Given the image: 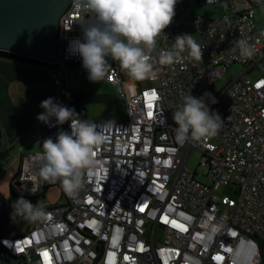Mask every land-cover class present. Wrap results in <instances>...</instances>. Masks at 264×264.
<instances>
[{"label":"built area","instance_id":"built-area-1","mask_svg":"<svg viewBox=\"0 0 264 264\" xmlns=\"http://www.w3.org/2000/svg\"><path fill=\"white\" fill-rule=\"evenodd\" d=\"M189 1L178 0L173 22L164 30L167 40L157 38L150 78L131 80L119 62L108 58L105 80L124 97L128 115L125 120H100L77 112L80 119L102 125L105 136L96 150V167L78 191L68 195L59 181H44L42 151L23 154L20 149L12 193L32 197L58 185L63 202L47 206L46 216L25 233L0 235V264L9 254L24 264H262L264 38L255 7L264 0H196L219 4L224 14L214 18L190 11ZM93 20L94 13L77 9L73 0L59 19L57 59L52 60L56 67L50 71L65 91L60 104L68 108L73 92L69 71L88 79L72 42H83L81 25ZM183 34H192L201 45L202 60L184 53L180 64H160L159 51L171 49ZM240 39L253 46L252 58L241 57ZM235 63L243 69L216 89ZM206 93L216 101L205 98L223 120L220 130L210 139L178 143L173 113L183 97ZM70 123L56 125L52 118L46 124L48 137L71 133ZM195 150L201 152L209 183L188 166ZM7 160L0 161V177L11 169L5 167ZM3 204L0 194V221Z\"/></svg>","mask_w":264,"mask_h":264},{"label":"clouds","instance_id":"clouds-1","mask_svg":"<svg viewBox=\"0 0 264 264\" xmlns=\"http://www.w3.org/2000/svg\"><path fill=\"white\" fill-rule=\"evenodd\" d=\"M178 0H73L77 9L94 13L91 23L82 24L83 42L75 40L72 46L82 58V67L88 80L101 83L108 77L111 65L108 58L117 61L121 70L134 81L150 78L154 72L151 53L157 49V38L167 37L164 30L175 17ZM241 57L252 58L253 46L246 40L237 41ZM184 53L195 61H201L203 49L192 34L175 37L172 48L161 49L158 62L163 65L180 64ZM49 70V69H48ZM205 98L215 103L210 94L195 98L183 97V105L173 113L175 139L183 144L187 140H206L217 135L223 120L210 111ZM44 112L38 121L49 124L55 118L56 125L70 121L71 133L59 131L55 140L43 141L40 177L46 182L59 181L68 195L78 191L87 173L96 167L97 149L105 142L102 125L80 119L74 108H68L48 98L41 102ZM111 121L105 122V124ZM98 128L100 130H98ZM33 191V190H32ZM34 193V192H33ZM12 218L23 216L36 222L46 216L38 204L19 198L12 205Z\"/></svg>","mask_w":264,"mask_h":264},{"label":"rangeland","instance_id":"rangeland-1","mask_svg":"<svg viewBox=\"0 0 264 264\" xmlns=\"http://www.w3.org/2000/svg\"><path fill=\"white\" fill-rule=\"evenodd\" d=\"M187 7L190 11L210 18L219 17L224 14V10L219 4L207 6L201 5L196 0H190ZM255 11L256 24L264 38V1L255 7ZM36 69H41L40 78L36 74L30 76L29 81H14L9 86V95L13 101V105L24 109V112L28 113L33 120H38L37 116L44 112V109L40 106L42 101L53 98L54 102L60 104L64 99L65 92L60 87L58 77L53 72L41 67H36ZM242 69L243 66L239 63L231 65L215 85V88L220 89L226 85ZM69 89L70 91L81 90L88 94H108L116 97V100L113 102H86L83 106L88 118L100 120H125L127 118L128 109L124 97L121 96V93L115 86L108 83L105 79L101 83H93L79 76L76 70H71L69 71ZM45 126V123L40 122L32 127L24 135L23 144H29L32 141L33 144L31 145L42 143L47 137ZM17 145L20 146L21 143H17ZM11 154H13V158L5 162V167L11 166V169L0 177V194L4 199L1 209L0 234L8 236L25 233L34 223L26 220L23 216L12 218V205L19 198L12 193L10 183L14 172L19 168V159H16L17 155L13 151ZM200 157L201 152L195 150L190 157L188 166L197 172V177L201 181L209 183V179L205 176L206 167L200 164ZM43 190L44 193L41 192L38 195L24 199L30 201L33 205L38 204L43 209L57 202H63L60 186H48Z\"/></svg>","mask_w":264,"mask_h":264},{"label":"water","instance_id":"water-1","mask_svg":"<svg viewBox=\"0 0 264 264\" xmlns=\"http://www.w3.org/2000/svg\"><path fill=\"white\" fill-rule=\"evenodd\" d=\"M71 2L0 0V57L35 67L55 69L52 60L57 59L59 19ZM82 114L86 117V112ZM9 260L21 264L16 255L9 254L5 261Z\"/></svg>","mask_w":264,"mask_h":264},{"label":"trees","instance_id":"trees-1","mask_svg":"<svg viewBox=\"0 0 264 264\" xmlns=\"http://www.w3.org/2000/svg\"><path fill=\"white\" fill-rule=\"evenodd\" d=\"M38 75L40 78L41 71L33 70L31 65L24 64L21 62L5 59L0 57V124L3 126V119L5 117L6 109L9 107H14L12 104V99L9 95V86L14 81H29L30 76ZM73 95L86 96L88 98L87 103L90 102H113L116 97L108 94H88L81 90H74L71 97V108H74L76 112L85 111V107L81 105H74L72 103ZM4 134L1 127L0 136V161L8 156L9 147L6 146L3 141ZM44 193V192H43ZM264 243V241H262ZM262 246V264H264V248Z\"/></svg>","mask_w":264,"mask_h":264},{"label":"crops","instance_id":"crops-1","mask_svg":"<svg viewBox=\"0 0 264 264\" xmlns=\"http://www.w3.org/2000/svg\"><path fill=\"white\" fill-rule=\"evenodd\" d=\"M33 70L39 71L41 69H36L35 66H31ZM13 104V101H12ZM40 121L38 120H33L31 116L24 112V109H21L19 107H9L6 109L5 117L3 119V126L2 131H3V138L2 141L3 143L8 146L10 149L8 151V158L11 160L13 157L11 154L12 151L14 154L17 155L16 159H19V165L21 162V155L19 154L20 149H22L23 154L27 153H32V152H37V151H43L42 149V143L33 144L32 142H29V144H23V139L24 135L28 133L32 127L36 126L39 124ZM2 125V124H1ZM46 125V124H45ZM46 129V139L48 137V130L47 127L45 126ZM17 143H21V145H17ZM17 173V171L14 172L13 176ZM12 176V178H13ZM3 235V234H0ZM18 235V234H16ZM2 264H14L12 261H3Z\"/></svg>","mask_w":264,"mask_h":264},{"label":"flooded vegetation","instance_id":"flooded-vegetation-1","mask_svg":"<svg viewBox=\"0 0 264 264\" xmlns=\"http://www.w3.org/2000/svg\"><path fill=\"white\" fill-rule=\"evenodd\" d=\"M78 100V101H76ZM88 98L86 96H77V95H73V100L72 103H74V105H81L83 106L86 102H87ZM76 101V102H74ZM85 112L84 110L82 111V113ZM21 264H24L23 261H21Z\"/></svg>","mask_w":264,"mask_h":264},{"label":"snow or ice","instance_id":"snow-or-ice-1","mask_svg":"<svg viewBox=\"0 0 264 264\" xmlns=\"http://www.w3.org/2000/svg\"><path fill=\"white\" fill-rule=\"evenodd\" d=\"M149 115H151V113H149ZM21 250H22V249H21ZM43 255H44L45 257H47V256H48V253L45 252ZM216 259H222V257H216Z\"/></svg>","mask_w":264,"mask_h":264}]
</instances>
